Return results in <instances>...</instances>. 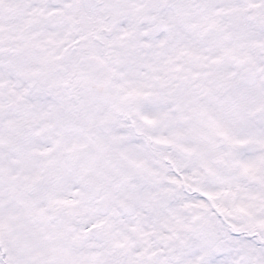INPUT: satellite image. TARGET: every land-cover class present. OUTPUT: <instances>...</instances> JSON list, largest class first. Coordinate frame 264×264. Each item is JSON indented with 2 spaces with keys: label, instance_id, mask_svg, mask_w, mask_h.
<instances>
[{
  "label": "snow or ice",
  "instance_id": "1",
  "mask_svg": "<svg viewBox=\"0 0 264 264\" xmlns=\"http://www.w3.org/2000/svg\"><path fill=\"white\" fill-rule=\"evenodd\" d=\"M0 264H264V0H0Z\"/></svg>",
  "mask_w": 264,
  "mask_h": 264
}]
</instances>
